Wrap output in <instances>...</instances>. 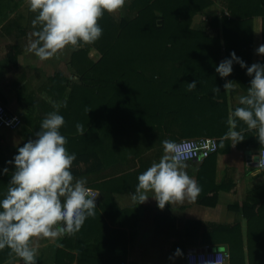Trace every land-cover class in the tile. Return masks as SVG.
<instances>
[{
	"label": "crops",
	"instance_id": "0c3cea01",
	"mask_svg": "<svg viewBox=\"0 0 264 264\" xmlns=\"http://www.w3.org/2000/svg\"><path fill=\"white\" fill-rule=\"evenodd\" d=\"M131 2L127 0L121 11L110 15L123 18ZM220 7V0H215L212 7L200 13V20L197 26L193 23V28L212 17L221 20L225 11ZM34 17L25 0H0V95L7 110L22 119L17 130L0 128V199L6 194L11 174L15 171L14 165L6 162L18 154V147L36 139L42 120L53 111L45 97L67 101V108L60 109L66 121L60 131L67 138V150L76 156L86 155L91 146L87 138H82L87 134L85 126L84 135L72 134L73 88H78L81 93L79 109L85 112L87 107L85 86L71 65L76 51H65L58 58L47 61L28 53L25 49L28 34L34 30ZM220 33L223 34L222 26ZM261 45V28L257 27L253 64L262 59L256 51ZM251 79L250 76L248 80L247 77H234L231 81L236 84L237 91L226 92L222 86L219 99L202 114L194 107L185 111L169 109L160 120L158 129L143 128L142 131L123 134L112 145H124L126 149L116 153L111 162L104 160L103 138L98 139L95 135L94 153L100 154L101 163L97 159L84 161L73 164L71 169L75 178H85L87 187L99 192L95 216L88 218L74 236L54 241L36 239L37 264H57L58 253L63 250L65 263H69L71 257L72 264H186L188 252L202 246L189 245L184 254L183 244L200 243L212 226L239 225L247 242L248 220L243 208L253 205L264 188V170L254 165L264 144L258 140L255 130L249 131L243 122L237 124L238 132L244 138L242 141L232 145L234 141L226 138V134L229 131V111L240 106L238 96L247 94ZM173 81L177 84L178 77ZM189 81L198 82L193 77L185 84ZM221 81L219 79V83ZM227 81H230L228 77L225 83ZM224 100L228 103L227 108L223 106ZM185 130H202L206 135L185 138L182 134ZM199 138L217 139L219 151L205 162L186 163L185 171L200 188L195 200L185 199L166 205L164 209H160L151 197L140 205L132 201L138 175L164 154L162 141ZM125 142L127 144H123ZM5 167L9 169L7 174L3 172ZM257 205L261 206V203ZM236 206L240 208L239 213L230 209ZM70 238V245L66 242L64 247L63 239ZM217 248L229 252L226 245ZM177 249L182 251V256L174 255ZM0 264H22V261L5 248L0 250Z\"/></svg>",
	"mask_w": 264,
	"mask_h": 264
},
{
	"label": "trees",
	"instance_id": "16d2710c",
	"mask_svg": "<svg viewBox=\"0 0 264 264\" xmlns=\"http://www.w3.org/2000/svg\"><path fill=\"white\" fill-rule=\"evenodd\" d=\"M214 3L215 0H132L121 19L105 13L99 20L102 37L73 54L71 65L85 86L87 107L85 112L79 109L81 93L73 88L72 134H78L76 125L82 124L87 128L82 138L91 145L86 155L77 156L74 165L95 159L101 163L100 154L94 153L95 135L103 138V157L111 162L116 153L126 149L124 145H112L116 139L130 131L158 129L169 109L185 111L194 107L202 114L219 99L218 92L223 90L226 78H221L215 69L233 51L248 66L253 64L257 27L261 28L264 45V0H220L225 11L222 19L212 17L194 29L195 17ZM258 63L264 64V55ZM241 76L249 78L246 68L234 62L228 78L231 81ZM193 77L198 80L197 89L189 92L185 81ZM0 102L4 105L1 95ZM223 106L228 107L226 100ZM182 134L189 138L205 133L185 130ZM256 200L243 208L248 220L247 242L239 225L212 226L200 243H184L183 253L189 245H226L231 264H264V188ZM230 209L240 212L239 206ZM71 239H63V246L66 242L70 245ZM65 255L64 250L59 251L57 264L73 263L71 257L65 263Z\"/></svg>",
	"mask_w": 264,
	"mask_h": 264
},
{
	"label": "clouds",
	"instance_id": "9594fccd",
	"mask_svg": "<svg viewBox=\"0 0 264 264\" xmlns=\"http://www.w3.org/2000/svg\"><path fill=\"white\" fill-rule=\"evenodd\" d=\"M127 0H25L30 12L33 31L28 34L26 51L41 61L58 58L65 51H78L83 46L95 44L103 35L99 20L105 15L121 11ZM257 54L264 55V45ZM246 68L252 77L247 94L238 96L240 106L230 109L226 138L237 144L244 138L236 131L243 122L249 131L255 130L264 144V64L248 66L233 51L216 66V73L227 78L233 72V64ZM226 92L237 91L233 81L224 84ZM197 89V82L188 83V91ZM219 91V89L217 88ZM215 98V96L213 97ZM45 99L52 105L40 124L36 139L18 147V154L7 164L15 171L7 192L0 199V250L10 249L22 264H37L36 239L57 240L79 233L86 220L95 216L97 208L93 191L85 178H75L72 172L75 153L67 148V138L61 134L66 121L60 114L67 108V101ZM90 111V110H88ZM78 134L84 135L82 124H77ZM164 154L138 175V183L131 199L138 205L151 197L160 209L166 205L195 200L200 188L185 171L183 159L189 153L184 142L162 141ZM261 162V161H260ZM5 167L3 172L7 174ZM175 256L183 253L177 249Z\"/></svg>",
	"mask_w": 264,
	"mask_h": 264
},
{
	"label": "built area",
	"instance_id": "2783aa9c",
	"mask_svg": "<svg viewBox=\"0 0 264 264\" xmlns=\"http://www.w3.org/2000/svg\"><path fill=\"white\" fill-rule=\"evenodd\" d=\"M22 125V119L18 115L11 114L0 102V128L17 130ZM184 142L189 153L183 159L185 162H205L219 150V141L215 138L183 139L177 143ZM258 168L264 170V149L258 154ZM261 161V162H260ZM96 196L95 202L99 200V192L91 189ZM186 264H231L230 253L213 246H203L191 249L186 257Z\"/></svg>",
	"mask_w": 264,
	"mask_h": 264
},
{
	"label": "rangeland",
	"instance_id": "374dc122",
	"mask_svg": "<svg viewBox=\"0 0 264 264\" xmlns=\"http://www.w3.org/2000/svg\"><path fill=\"white\" fill-rule=\"evenodd\" d=\"M220 9L222 10L221 7H220ZM199 15H200V14H199ZM199 15L196 16L197 19H194L195 26H197V24H198V22H199V20H200L198 17H200L201 15H200V16H199ZM118 16H121L120 13L118 14ZM196 17H195V18H196ZM244 228H245V227H244ZM202 231L204 232L205 230L203 229ZM227 249H228V248H227Z\"/></svg>",
	"mask_w": 264,
	"mask_h": 264
},
{
	"label": "water",
	"instance_id": "95a60500",
	"mask_svg": "<svg viewBox=\"0 0 264 264\" xmlns=\"http://www.w3.org/2000/svg\"><path fill=\"white\" fill-rule=\"evenodd\" d=\"M258 160H259V158H258V156H256L255 164H254L256 167H258V165H257ZM215 249H216V248H215ZM221 250H222V249H221Z\"/></svg>",
	"mask_w": 264,
	"mask_h": 264
}]
</instances>
